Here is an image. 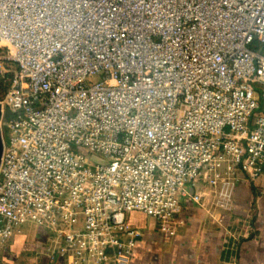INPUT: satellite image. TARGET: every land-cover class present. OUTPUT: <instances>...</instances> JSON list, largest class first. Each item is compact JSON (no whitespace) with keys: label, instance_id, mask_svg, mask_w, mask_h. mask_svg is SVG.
I'll return each instance as SVG.
<instances>
[{"label":"built area","instance_id":"1","mask_svg":"<svg viewBox=\"0 0 264 264\" xmlns=\"http://www.w3.org/2000/svg\"><path fill=\"white\" fill-rule=\"evenodd\" d=\"M1 88L0 264L26 226L130 264L132 213L175 236L264 177V0H0Z\"/></svg>","mask_w":264,"mask_h":264},{"label":"crops","instance_id":"2","mask_svg":"<svg viewBox=\"0 0 264 264\" xmlns=\"http://www.w3.org/2000/svg\"><path fill=\"white\" fill-rule=\"evenodd\" d=\"M262 186L264 177L240 176L231 201L213 217L184 198L178 217L183 224L175 236L149 231L148 217L132 213V227L144 236L137 241L130 264H264ZM47 240L43 230L26 226L7 244L3 260L6 264H65L61 259L50 262L42 254Z\"/></svg>","mask_w":264,"mask_h":264},{"label":"water","instance_id":"3","mask_svg":"<svg viewBox=\"0 0 264 264\" xmlns=\"http://www.w3.org/2000/svg\"><path fill=\"white\" fill-rule=\"evenodd\" d=\"M1 118H2V111H1V106H0V121H1ZM2 150H3V144H2L1 128H0V161H1V156H2Z\"/></svg>","mask_w":264,"mask_h":264},{"label":"rangeland","instance_id":"4","mask_svg":"<svg viewBox=\"0 0 264 264\" xmlns=\"http://www.w3.org/2000/svg\"><path fill=\"white\" fill-rule=\"evenodd\" d=\"M4 94H5V90L1 88V90H0V101L3 99ZM6 117H7V114H6ZM4 133H5V132H4ZM261 189H262V191H263V190H264V186H262ZM261 198H264V196L261 197ZM148 222H149L148 225H150L151 220L148 219ZM240 231H241V230H240Z\"/></svg>","mask_w":264,"mask_h":264}]
</instances>
